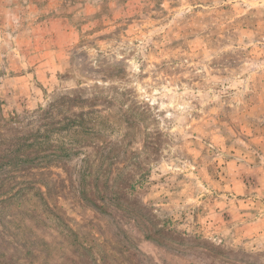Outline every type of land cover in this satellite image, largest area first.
<instances>
[{"label": "rangeland", "instance_id": "1", "mask_svg": "<svg viewBox=\"0 0 264 264\" xmlns=\"http://www.w3.org/2000/svg\"><path fill=\"white\" fill-rule=\"evenodd\" d=\"M16 136L0 264H264V0H0Z\"/></svg>", "mask_w": 264, "mask_h": 264}, {"label": "trees", "instance_id": "2", "mask_svg": "<svg viewBox=\"0 0 264 264\" xmlns=\"http://www.w3.org/2000/svg\"><path fill=\"white\" fill-rule=\"evenodd\" d=\"M15 139L16 145L12 148H5L4 153L0 154V168L5 165H12L14 161L27 163L34 160V156H27L32 154V147L36 141L27 142L28 137L20 138L19 136H16ZM39 157H45V154Z\"/></svg>", "mask_w": 264, "mask_h": 264}]
</instances>
